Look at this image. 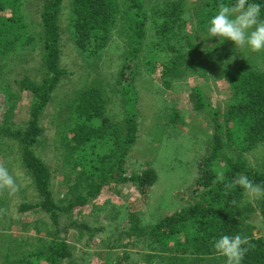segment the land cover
Returning a JSON list of instances; mask_svg holds the SVG:
<instances>
[{
    "label": "trees",
    "instance_id": "obj_1",
    "mask_svg": "<svg viewBox=\"0 0 264 264\" xmlns=\"http://www.w3.org/2000/svg\"><path fill=\"white\" fill-rule=\"evenodd\" d=\"M120 1L125 6H121L119 0H70L69 30L76 47L87 57L100 56L118 20L122 21L119 32L127 38L128 49L125 50L117 77L120 104L125 115L122 123L114 122L108 117L106 100L94 86L77 90L71 102H68V107L66 106L67 110L71 108L72 116L55 123L56 132L63 134L58 146L62 147L60 154L67 183L66 194L59 200L61 204L53 198L49 166L36 154L34 148L44 147L47 143L46 128L40 124V117L51 93L67 73L60 63V38L61 32H64L60 25L63 0H41V29L32 34L28 32L26 24L22 23L19 13L7 18L0 16V58L35 38V44L41 47V67L45 72L41 81L32 80L27 75L17 79L19 89L29 91L32 96L25 126L12 130L9 124H0V133H5L6 137L18 142L21 165L32 178L38 192L39 199L34 204L21 203L19 211H45L56 226L51 241H45L40 247L26 252L22 251L19 256L17 249L10 252V244L14 240L6 236L3 252L0 253L2 263L39 264V261H45L47 264H62L66 258L74 261L71 257V245L61 235L56 237L63 231L58 227L59 212L65 210L69 214L76 206L88 204L99 195L102 186L110 179L128 183L137 189L141 197L148 198L149 188L157 179L156 170L149 166L126 175L124 168L125 157L136 142L138 134L137 121L140 112L136 105L138 96L133 78L138 71V56L146 35L145 24L148 16L145 6L148 4L147 7L152 13L163 18H159L160 27L157 28L158 36L162 38L159 40L174 42L171 46L174 58L167 66L170 75L177 77L180 73V77L190 70L200 73L216 72L226 76L233 96L232 104L227 106V111L221 117L220 109L212 103L202 88L194 86L190 90L188 101L192 109L203 111L210 107L209 114L213 121L206 155L197 162V186L191 190L199 192L202 200L186 209L161 217L151 228L152 240L161 249L173 253L168 264H198L202 261V264H210L214 257L209 256L216 254L213 248L214 239L221 234L241 233L250 242L242 264H264V238L253 236L249 226L244 223L245 216L256 207L245 203V191L238 185L231 189L225 187L226 183L235 181L241 175H246L253 183L264 186V169L249 168L242 157V152L250 151L264 142V70L254 68L248 63L249 57L254 60L263 51L254 53L235 49L233 42L229 40L218 43V37L204 38V25L207 20L220 3H228L230 0H192L195 30L191 36L188 32L183 33L186 22L182 18L188 11L187 0ZM256 2L259 3L260 0ZM21 5L23 0H0V12ZM175 27L180 31V37L174 38ZM195 38H199L198 41H194ZM194 58L198 60L194 62ZM0 81L5 87L8 111H12L18 95L1 75ZM164 82L170 81L165 79ZM56 114L61 113L57 111ZM166 117L162 126L186 124L182 115L175 110ZM159 121L157 118V122ZM222 157L225 159L223 162ZM219 171L225 173L224 182L216 179ZM71 174H74L72 179ZM257 208L264 223V197H260ZM67 225L68 228L77 230V240L83 238V230L86 229L89 231L88 240L93 237L94 229L84 223L74 220ZM85 255L89 253H83V260ZM128 258L126 254L120 255L116 264H124Z\"/></svg>",
    "mask_w": 264,
    "mask_h": 264
},
{
    "label": "rangeland",
    "instance_id": "obj_2",
    "mask_svg": "<svg viewBox=\"0 0 264 264\" xmlns=\"http://www.w3.org/2000/svg\"><path fill=\"white\" fill-rule=\"evenodd\" d=\"M119 3L125 6L120 0ZM147 5L146 35L138 56V71L133 78L138 96L136 105L140 112L137 121L138 134L136 142L125 157L124 168L125 174L129 175L133 170L140 171L150 166L156 170L157 179L150 186L147 199L141 197L134 186L110 179L102 186L99 195L88 204L76 206L69 214L60 210L58 227L63 231L56 237L61 235L71 245V257L74 260L69 261L66 258L62 264H116L117 258L124 254L129 256L124 264H168L173 253L161 249L153 242L151 228L161 217L186 209L202 200L199 192L191 190L197 186V162L206 155L213 121L209 114L211 108L203 111L193 110L188 101V94L194 86L202 88L212 103L220 109V116L223 117L227 106L233 102L231 86L226 76L210 71L200 73L190 70L180 77V73L177 77H172L167 66L174 58L171 51L174 42L161 41L157 28L163 18L152 13ZM187 6L188 11L182 18V21L186 22L183 33L188 32L191 36L195 30L192 0H187ZM40 8L41 0H23V5L4 9L0 16L7 18L19 13L22 23L26 24L28 32L32 34L41 29ZM70 8V0H63L60 25L63 26L64 32H61L60 38V63L67 73L51 93L40 117V124L46 128L47 143L44 147L34 148L36 154L49 166L50 187L58 204H61L59 200L66 194L67 183L60 154L62 147L58 146L63 134L57 133L54 126L55 123L64 121L67 116H72L71 108L66 109L72 96L82 87L94 86L106 100L108 117L117 123H122L125 117L117 84L118 72L124 60L125 50L128 49L127 38L119 32L122 21L116 22L115 30L100 56L89 58L76 47L71 36ZM174 33V38L181 35L179 29ZM30 41L0 58V75L18 95L15 108L8 111L5 87L0 81V124H9L12 130L25 126L32 99L29 91L19 89L17 79L27 75L32 80L41 81L45 74L41 67V47L35 44V38ZM256 57L254 60L249 57L248 63L254 68L264 70V51ZM197 60L198 58H194V62ZM3 63L5 65H2ZM165 79L170 82H164ZM173 110L182 115L186 124L162 126L166 116ZM57 111L61 114L57 115ZM157 118L160 119L159 122ZM69 121L70 118L68 123ZM242 157L249 168L264 169V142L257 144L250 151L242 152ZM223 161L225 159L222 157L221 162ZM0 165L9 169L19 186L15 193L6 189L0 190V253L3 252L4 239L9 236L14 240L10 244V252L17 249L19 256L22 251L26 252L40 247L45 241H51L56 226L45 211H19V205L23 202L34 204L39 199L38 192L32 178L21 165L18 142L6 137L5 133H0ZM73 176L74 174H71L70 178ZM259 199L250 198L245 192V203H251L256 209L245 216L244 223L249 226L253 236L264 238V223L257 210ZM74 220L94 229L90 240L87 229L83 230V238L77 240V230L67 227V224ZM84 252L89 253L85 255V260L82 257ZM209 257H214L210 264H225V258L217 253ZM1 260L0 264H3ZM202 263L203 261L198 262ZM39 264L47 263L39 261Z\"/></svg>",
    "mask_w": 264,
    "mask_h": 264
},
{
    "label": "clouds",
    "instance_id": "obj_3",
    "mask_svg": "<svg viewBox=\"0 0 264 264\" xmlns=\"http://www.w3.org/2000/svg\"><path fill=\"white\" fill-rule=\"evenodd\" d=\"M262 5H264V0H260L259 3L256 0H230L228 3H220L215 13L204 25L206 32L204 38L218 37V43L229 40L233 42L235 49H245L254 53L264 51ZM216 179L218 182H224L225 173L219 171ZM237 185L250 198L264 197V186L253 183L246 175H241L235 181L226 183L225 187L231 189ZM5 189L10 193H15L19 190V186L9 169L0 165V190ZM249 247L248 238L241 233L221 234L213 241L214 250L225 258V264H242Z\"/></svg>",
    "mask_w": 264,
    "mask_h": 264
}]
</instances>
